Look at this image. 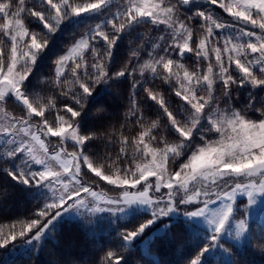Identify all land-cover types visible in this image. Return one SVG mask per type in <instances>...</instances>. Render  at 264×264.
<instances>
[{
    "label": "snow or ice",
    "instance_id": "6c2138e0",
    "mask_svg": "<svg viewBox=\"0 0 264 264\" xmlns=\"http://www.w3.org/2000/svg\"><path fill=\"white\" fill-rule=\"evenodd\" d=\"M125 93L122 119H106V97ZM9 198L37 203L0 224V249L20 264L65 214L87 227L103 213L116 236L83 264H163L177 241L185 264H264V0H0Z\"/></svg>",
    "mask_w": 264,
    "mask_h": 264
},
{
    "label": "trees",
    "instance_id": "16d2710c",
    "mask_svg": "<svg viewBox=\"0 0 264 264\" xmlns=\"http://www.w3.org/2000/svg\"><path fill=\"white\" fill-rule=\"evenodd\" d=\"M216 10L218 14L227 17V14L223 13L222 10L218 8ZM69 42V37L65 35L56 41L55 47L57 49L62 48ZM51 73L50 61L46 60L39 65L36 73L37 80L34 82L37 91H47V86L42 83V80L45 76H51ZM126 95L125 93V96L106 97L109 106V113L105 116L106 119H122L128 106ZM36 207V201L31 199L9 198L6 203L0 201V224H8L16 219L30 216ZM93 219L94 222L87 227L84 226L86 221L83 219L64 220L58 224L57 228L60 230V236L51 242L44 252L34 255L28 264H47L49 260L54 258L50 255L53 249H59L65 256L80 262V264L92 258L95 253L102 254L100 250L109 246L116 236L115 231H113L115 224H110L108 216H97ZM120 223H124V221H120ZM17 247H19L18 244ZM187 247L188 245L177 241L175 247L166 246L162 248L157 254V259L163 261V264H185ZM7 251L11 253L14 249L10 246ZM136 258L139 259V253H137ZM10 259H17L18 264H20V260L24 258L20 257L19 252H16L15 256H8L5 254L4 249H0V264H4L5 260Z\"/></svg>",
    "mask_w": 264,
    "mask_h": 264
},
{
    "label": "rangeland",
    "instance_id": "374dc122",
    "mask_svg": "<svg viewBox=\"0 0 264 264\" xmlns=\"http://www.w3.org/2000/svg\"><path fill=\"white\" fill-rule=\"evenodd\" d=\"M238 199L242 202V203H241V207H243V203H246V200H247L246 196H241V197H239ZM74 215H75V214H74ZM97 216H108V217H109V215H108L107 213L98 214ZM249 218H250L251 220H256V221H258V220H259V213L254 209L253 212H252V214L249 216ZM77 219H82V218H81L80 216H75V218L72 219V220H77ZM64 220H68V218H67V214H65V218H64Z\"/></svg>",
    "mask_w": 264,
    "mask_h": 264
}]
</instances>
